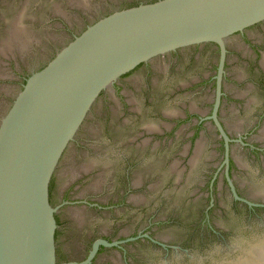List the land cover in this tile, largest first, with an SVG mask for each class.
Here are the masks:
<instances>
[{"label":"flooded vegetation","instance_id":"1","mask_svg":"<svg viewBox=\"0 0 264 264\" xmlns=\"http://www.w3.org/2000/svg\"><path fill=\"white\" fill-rule=\"evenodd\" d=\"M79 1L0 0V41L25 14L20 44L0 52V108L90 24L157 0ZM225 47L170 51L101 93L50 182L57 264L208 263L264 225V207L232 191L264 203V21ZM98 240L126 242L88 261Z\"/></svg>","mask_w":264,"mask_h":264},{"label":"water","instance_id":"2","mask_svg":"<svg viewBox=\"0 0 264 264\" xmlns=\"http://www.w3.org/2000/svg\"><path fill=\"white\" fill-rule=\"evenodd\" d=\"M24 18L22 10L9 22L0 41L2 54L20 44ZM262 21L264 0H157L116 9L90 24L33 74L7 112L0 108V264H57L50 182L103 91L139 64L179 48L216 43L224 57L227 38ZM219 129L228 151L229 138ZM232 191L250 207H264L240 197L234 187ZM141 236L167 246L148 232ZM262 240L264 225L215 251L208 263L201 257L178 263H234ZM126 241L98 240L88 261L99 245Z\"/></svg>","mask_w":264,"mask_h":264},{"label":"bare ground","instance_id":"3","mask_svg":"<svg viewBox=\"0 0 264 264\" xmlns=\"http://www.w3.org/2000/svg\"><path fill=\"white\" fill-rule=\"evenodd\" d=\"M153 126V125H152ZM149 128V127H148ZM152 129V127H151ZM90 165V163H89ZM90 167H93V165ZM95 167V165H94ZM93 167V168H94ZM89 168V167H88ZM105 169V168H104ZM71 172V171H70ZM260 188V187H259ZM263 190V187H261ZM252 190H255V188H253ZM257 190V189H256ZM261 190V191H262ZM251 191V190H250ZM252 192V191H251ZM259 192V191H258ZM260 193V192H259ZM251 194V193H250ZM254 194V193H253ZM258 194V193H257ZM262 194V193H261ZM259 195V194H258ZM259 197V196H258ZM261 197V196H260ZM263 198V197H262ZM230 264H264V240H262V242H260V244L257 246V248L253 251L249 250L247 251L244 260H239L237 262L234 263H230Z\"/></svg>","mask_w":264,"mask_h":264},{"label":"rangeland","instance_id":"4","mask_svg":"<svg viewBox=\"0 0 264 264\" xmlns=\"http://www.w3.org/2000/svg\"><path fill=\"white\" fill-rule=\"evenodd\" d=\"M182 168V167H181Z\"/></svg>","mask_w":264,"mask_h":264}]
</instances>
